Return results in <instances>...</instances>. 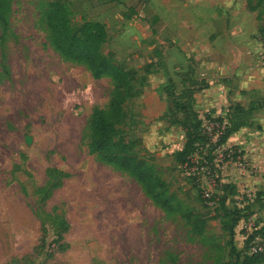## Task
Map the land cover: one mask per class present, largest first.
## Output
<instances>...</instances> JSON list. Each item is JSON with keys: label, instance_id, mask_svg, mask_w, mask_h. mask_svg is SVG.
Masks as SVG:
<instances>
[{"label": "rangeland", "instance_id": "obj_1", "mask_svg": "<svg viewBox=\"0 0 264 264\" xmlns=\"http://www.w3.org/2000/svg\"><path fill=\"white\" fill-rule=\"evenodd\" d=\"M10 3L5 63L0 56V264L240 263L248 250L239 222L264 225V0H74L68 9L75 29L104 25L103 56L145 77L146 90L131 101L141 124L123 128L125 136L151 151L183 211L204 223L202 236L179 216L166 218L128 176L89 154L92 110L107 107L112 82L93 79L50 48L40 20L46 0ZM193 78L209 84L194 94L205 123L211 113L229 120L236 104L263 108L211 152L212 162L196 155L190 168H179L169 157L181 131L160 128L158 118L171 100L169 82L186 103L185 82ZM224 149L238 158L223 159ZM222 197L239 215L232 240L221 228L231 225ZM255 256L264 264V250Z\"/></svg>", "mask_w": 264, "mask_h": 264}, {"label": "trees", "instance_id": "obj_2", "mask_svg": "<svg viewBox=\"0 0 264 264\" xmlns=\"http://www.w3.org/2000/svg\"><path fill=\"white\" fill-rule=\"evenodd\" d=\"M72 1L74 0H46V5L40 13V20L47 31L48 45L56 54L67 61L83 66L93 79L106 78L112 82L113 90L107 107L105 109L96 107L92 110L88 126L89 154L95 156L100 164L128 176L139 186L142 194L151 204L158 208L166 218L172 219L179 216L189 224L194 235L202 236L204 223L193 212L183 211L176 195L170 191V185L165 181L161 168L142 147L141 139L133 140L125 136L123 128H137L141 124L135 119L131 101L140 97L147 88L148 83L145 77L138 76L137 71L130 70L124 64L112 61L100 53L101 46L107 40L103 24L85 22L79 29L71 26L68 9ZM10 5V0H0L1 63H5L7 59V42L11 36L8 16ZM185 83H188L189 87L181 95L182 97L187 96L188 100L183 103L180 101V97L172 91L174 84L169 82L171 90L168 97L171 100L167 103L166 114L161 116V119L166 121L169 126L179 127L184 133L183 148L172 155L174 165L179 168H190L191 164L196 161L194 159L196 155H200L202 160H208V163L212 162L211 152L215 151L217 147L225 145L231 134L242 128L250 127L252 114L263 108L259 102L252 101L246 108L238 104L234 105L233 114L229 120L226 115L214 119L211 117L212 113L206 115L208 120L219 123L225 121L223 135L213 144L211 139L203 133V122L194 110V94L208 89L209 84L205 80L197 78L188 79ZM140 151L143 152L142 156H140ZM203 151L207 152L206 157L201 156ZM224 159L235 161L236 155L225 156ZM53 174L60 179L68 178V175L63 172L49 170L50 177ZM61 186V180L57 181L49 187L47 195H51L53 190ZM227 186L231 185H225L224 188ZM229 188L232 189V192L236 190L235 186ZM225 203L226 198L222 197L220 208L225 214L231 216V225L221 222V228L227 232L229 239L232 240L234 226L239 215L225 209ZM53 221H57V219ZM58 223L61 227L60 233H66L69 228L66 221L60 219ZM254 235H259L263 241L264 225H260V229L254 232ZM251 239L252 236L244 242V249L248 250ZM229 245L233 252L234 247L231 242ZM235 257L238 258V254ZM257 262L255 255H247L240 263L238 260L236 261L237 264H257Z\"/></svg>", "mask_w": 264, "mask_h": 264}, {"label": "built area", "instance_id": "obj_3", "mask_svg": "<svg viewBox=\"0 0 264 264\" xmlns=\"http://www.w3.org/2000/svg\"><path fill=\"white\" fill-rule=\"evenodd\" d=\"M202 122L203 133L211 139V142L213 144H215L217 140L223 135V132L225 130V121L222 123L213 120H208L207 123H205L204 121ZM223 146L217 147L215 151H219V149ZM222 155L223 159L225 158V156L229 157L231 155H236L237 159L239 153L236 150L224 149L221 153V156ZM239 229L243 233L242 238L244 239V242L247 241L250 236H252V239L249 242L248 255H255L263 252L264 244L261 237L259 235H254V232L260 229V225L255 220H253L252 218L241 220L239 222Z\"/></svg>", "mask_w": 264, "mask_h": 264}, {"label": "crops", "instance_id": "obj_4", "mask_svg": "<svg viewBox=\"0 0 264 264\" xmlns=\"http://www.w3.org/2000/svg\"><path fill=\"white\" fill-rule=\"evenodd\" d=\"M146 90V89H145ZM207 90V89H206ZM205 91V90H204ZM165 111H166V106L163 104V112L161 113V115H160V118H158V120L160 121V124H159V126H160V128H164L165 127V129H167V130H169V131H171V130H174L175 128H179V127H175V126H173V127H171V126H169L167 123H166V121H164L163 119H161V116L165 113ZM153 128L151 127L150 128V132H151V130H152ZM179 130L181 131V134H182V144H181V146L179 147V148H177V149H175L172 153H170V160H171V165H173V164H175L174 163V161H173V154L175 153V152H177V151H180L182 148H183V146H184V142H185V136H184V133H183V131L179 128ZM147 148V147H146ZM145 148V150L148 152V153H150L151 151L147 148L146 149Z\"/></svg>", "mask_w": 264, "mask_h": 264}, {"label": "water", "instance_id": "obj_5", "mask_svg": "<svg viewBox=\"0 0 264 264\" xmlns=\"http://www.w3.org/2000/svg\"><path fill=\"white\" fill-rule=\"evenodd\" d=\"M25 142H26L27 145H30V143H31L30 138L27 137L26 140H25Z\"/></svg>", "mask_w": 264, "mask_h": 264}]
</instances>
